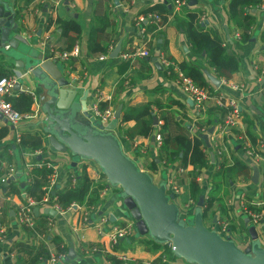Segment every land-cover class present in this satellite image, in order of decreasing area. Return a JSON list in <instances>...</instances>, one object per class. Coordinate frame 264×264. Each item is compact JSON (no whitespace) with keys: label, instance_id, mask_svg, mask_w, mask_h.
Returning a JSON list of instances; mask_svg holds the SVG:
<instances>
[{"label":"crops","instance_id":"crops-1","mask_svg":"<svg viewBox=\"0 0 264 264\" xmlns=\"http://www.w3.org/2000/svg\"><path fill=\"white\" fill-rule=\"evenodd\" d=\"M4 1L17 13L19 28L13 33H20L30 40L32 47L40 48L42 53L52 58L73 47L63 33L62 22L74 20L79 23L81 34L77 43L81 47V55L70 61L74 71L70 77L72 86H76L82 93L88 92L89 112L94 103L99 104L102 109L110 107L115 113L121 107V119L116 133L126 148L127 155L140 169L149 172L155 183L166 179L167 191L170 194L172 193L168 189L167 180L176 179L180 193L173 195V200L182 213L187 212V217L191 216L197 203L193 201V166L191 164L181 166L182 152L171 163L165 164L163 160H159L160 145L157 146L154 141L156 132H160L164 127L162 134L171 138L181 127L186 134L202 139L201 148L209 162L201 169L197 182L204 197L213 189L211 177L220 162L229 165L233 158H238L250 166V178L236 177L233 182L225 178L223 187L215 199V214H209L204 218L205 226L219 233L222 225L227 224L228 227L222 235H230L237 245L244 247L249 242L248 226L252 224L250 221L248 224L245 223L248 217L241 207V201L249 208H258L260 201L258 198L264 199L263 172L242 150L246 123L242 118L239 125L229 130L221 127L225 116L223 115V118L218 113L221 107L216 106L210 99L198 109L174 82L172 78L174 75L169 77L160 65L157 52L163 53L182 72L183 65L200 69L205 76V82L208 83L207 87L215 89V93L224 87V85L217 87L207 78L205 72L220 81L214 70L207 65L204 54L191 50L187 34L181 25L186 16L185 11L192 9L203 11L207 29L218 33L227 53L237 59L238 68L230 76L229 82L240 87L234 94L238 96L242 117L253 123L250 128L256 132V137L264 142V9L258 5L252 8L255 22L249 32L250 38L248 41H241V30L229 19L231 0H190L187 6L185 3L177 11L174 9L173 0ZM155 7L160 11L159 16L163 22L155 30L148 31L146 25L158 21H153L149 15L151 13L145 14V10ZM140 25L146 29L143 35L139 33ZM96 32L102 34V46L107 45V51L104 53H92L89 48V40ZM120 43L121 50L117 57H111ZM140 48L148 49L151 52L150 58H137L131 62L122 59V53ZM10 51L8 44L5 47L0 43V77L15 72L28 78V70L21 62L24 58L15 59L10 56ZM101 54H107V58L100 59ZM152 57H156L158 65L151 61ZM41 90L40 86L30 80L24 82L22 89L17 90L20 92H17L16 96L21 92L32 93L31 95L34 93L38 100L36 98L33 100L31 108L41 109L39 93H44ZM171 101L175 103L165 107ZM148 102L162 106L153 108V131L149 136L136 135L127 138L126 131L135 125V120L122 121V117L128 110L141 108ZM78 119L81 123H88L82 114ZM43 128L40 116L14 126L0 115V221L5 229V238L3 241L0 240V264H19L18 243H29L37 247L44 245L49 256L58 253L60 248L66 250L68 256L73 249L75 257L72 260L67 257V262L71 264H111L106 255L112 249L107 233L113 226L134 224L127 216L122 189L110 187L99 167L91 161L81 160L76 167H72L71 155L51 151L46 137H43L44 145L47 146L43 155L34 156L31 152L23 151L17 135L39 133L44 136ZM210 128H213V131L208 134ZM204 135H207L209 145L204 142ZM217 145H221L222 156L214 152ZM42 158L53 161L57 167L56 185L60 187L66 184L70 174L81 175L85 171L84 166H87L91 177L94 178L97 173L101 175L99 180L94 179V188L97 187L99 192L98 202L90 207L80 205L64 213H58L50 204L38 201L33 206L35 225L28 227L22 224L18 211L30 197H33L27 192V182L31 180L32 172L38 166L35 164ZM153 162L155 167L151 166ZM256 168L258 177L257 183H254L251 179ZM200 197L202 198L199 195L197 199ZM191 200L195 206L186 207ZM84 209L91 211L94 225L79 229ZM50 210L56 213L53 214ZM102 217L108 219L103 225L106 233L104 235L99 234L95 226ZM233 228L242 233L243 237H240V240H236ZM261 228L256 227L264 246L262 236L264 224ZM149 239L147 235H140L135 231L133 235L120 240L116 253L127 254L131 260H141L143 264H151L163 253V249L147 244L146 241ZM93 244H99L97 251L84 250V246ZM48 259L45 264H48ZM185 263L180 258L175 259V264Z\"/></svg>","mask_w":264,"mask_h":264},{"label":"water","instance_id":"water-1","mask_svg":"<svg viewBox=\"0 0 264 264\" xmlns=\"http://www.w3.org/2000/svg\"><path fill=\"white\" fill-rule=\"evenodd\" d=\"M17 18L13 7L0 0V43L5 47L8 44L11 57L24 58L21 62L28 70V78L23 75L16 89L20 90L24 82L32 80L44 91L39 93L42 102L40 124L44 127V137L51 151L71 155L72 167H76L81 160L98 165L109 185L122 189L127 216L133 220L137 233L147 235L155 243L169 244L172 253L185 262L264 264V246L254 225L248 226L249 242L240 247L230 235L222 236L205 226L201 197L190 217H187V212L182 213L173 200V194L168 193L166 182L155 183L152 175L140 169L127 155L116 133L121 107L107 125L93 119L87 105L88 92L82 93L72 86L60 61L45 55L40 48L32 47L30 40L20 33H13L19 28ZM120 50L121 43L111 57H117ZM151 61L158 65L156 57H152ZM205 74L212 84L220 85L215 76ZM80 114L88 121L87 124L78 119ZM212 131L213 128H210L208 134ZM203 140L209 145L207 135L203 136ZM257 177L256 168L251 180L257 183ZM50 212L56 213L53 210ZM248 222L249 218L245 220L246 224ZM67 257L69 260L75 257L73 249Z\"/></svg>","mask_w":264,"mask_h":264},{"label":"trees","instance_id":"trees-1","mask_svg":"<svg viewBox=\"0 0 264 264\" xmlns=\"http://www.w3.org/2000/svg\"><path fill=\"white\" fill-rule=\"evenodd\" d=\"M190 0H185L187 6ZM262 2V0H231L229 3V19L241 30V41L249 40V32L251 27L255 22V15L252 13V8L256 7ZM186 16L181 22L182 27L188 37V42L192 51L196 53L204 54V59L207 65L214 70L216 76L229 79L230 76L237 70L238 62L237 59L228 54L224 48L223 41L221 40L218 33L207 29L204 23L200 22V17L203 15V11L199 9H192L185 11ZM147 13H157L160 15L157 7L145 10ZM163 20L154 22L146 25V29L155 30L157 26L161 25ZM63 33L68 37L70 46H74L81 34V27L76 21L62 22ZM102 34L96 32L92 34L89 40V48L92 53L94 52H106L107 45L102 46ZM171 69V67H170ZM185 75L193 79V81L201 88H207L208 83L205 82V76L203 72L195 67H189L183 65L182 68ZM172 70V69H171ZM174 74H169L172 77ZM34 98L31 94H26L21 92L18 96H13L10 98L13 106L20 112H27L31 109V104ZM175 103L167 104L165 107L170 106ZM157 106L162 108V106L157 105V103H146L143 107L138 109L128 110L122 117V121L135 120V125L126 131L127 138H133L136 135L149 136L153 131V108ZM227 109L225 107L218 110V113L224 118ZM225 113V114H224ZM264 114V109H263ZM224 115V116H223ZM243 118V122L246 123L245 137L244 140L248 142V147L256 150V143L261 141V139L256 137V132L252 131L251 125L253 123L246 117ZM223 123V122H222ZM161 129V144L159 148L160 156L159 160H163L165 164L174 161L180 152H182L181 166L186 164H191L193 166L192 170V183H193V201L197 202L198 196H202V214L203 218L207 217L209 214H215V199L218 192L223 187V183L227 177L228 181L234 180L236 177L250 178L251 169L250 166L238 158H233L230 165H226L224 162H220L217 170L213 173L211 177V182L213 189H211L207 195L201 192L200 186L197 182V177L200 174L202 168L208 165L209 159L205 152L202 150L203 141L200 137L190 136L186 134L184 129L179 127L176 131V135L168 138L164 137ZM44 136L35 134H25L21 135V140L19 142L20 148L24 151H34L37 149L46 150V144L44 145ZM260 153L264 154V148L259 150ZM48 160L42 158L38 163L40 165L36 166V170L32 172L31 180L27 182V192L30 196H33L36 201H40L43 195V185L47 182L48 176L52 174L53 169L47 166ZM152 167L156 165L154 162L151 164ZM85 171L79 176L69 175L66 184L62 187L56 185L52 191L56 202H58L63 208H68L72 204L86 205L88 207L96 204L99 200L98 188H94V178L91 177L90 172L87 171V166ZM34 175V176H33ZM75 177L77 180L76 184H72V178ZM152 247L159 248L162 247L163 253L159 255L151 264H175V259L177 258L172 252L167 244H158L153 242L151 239L146 241ZM16 246V245H15ZM14 246V249H15ZM99 244H93L84 246V250L97 251L99 249ZM17 248H19L20 258L19 264H45V260L48 259L49 254L44 245L36 246L29 243H18ZM118 245L113 247L109 253H107V259L111 264H121L119 260V255L117 252ZM60 251L67 252L66 250L60 248ZM128 264H143L141 260H130ZM189 264V263H185Z\"/></svg>","mask_w":264,"mask_h":264},{"label":"built area","instance_id":"built-area-1","mask_svg":"<svg viewBox=\"0 0 264 264\" xmlns=\"http://www.w3.org/2000/svg\"><path fill=\"white\" fill-rule=\"evenodd\" d=\"M185 3H186L185 0H173V6H174L175 11L181 8ZM258 6L261 9H264V0H262V2ZM149 15L151 16L153 21L161 20L160 16L156 13H151ZM200 20H201L200 22L202 23L205 22L204 15L200 17ZM139 33L140 35H143L144 33H146L145 26L140 25ZM236 35L238 36V34ZM80 55H81V47L78 43H76L70 50L58 53L57 55L54 56V58L60 61L64 65V69L66 73L69 75V77H71L73 76L74 71L70 64V61L71 59H76L80 57ZM150 56H151V52L146 48L128 50L121 54L122 59L129 61V62L134 61L137 58H150ZM157 56H158L160 65L163 67V69H165L166 73L168 75L171 73H174V76L172 77L174 79V82L195 103V106L198 109L202 106V104L205 101L209 99L213 100L216 106L221 107V108L225 107L227 109L226 115H225V118L223 120V124L221 125V127L229 130L233 128L234 126L239 125L241 121V117H242V109L239 103L238 96L234 94L240 88L239 86L230 83L229 79L220 77L219 78L220 85H224V87H222L221 89H218L217 93L214 92L215 89H210L208 87L201 88L190 77L186 76L180 69H178L176 65H173V63L163 53L157 52ZM106 58H107V54L100 55V59H106ZM170 67L172 70L170 69ZM22 76L23 75H20L14 72V73L0 77V115L5 117L7 121H9V123H11L14 126L19 125L21 122L25 120L35 119L41 115V109L38 107L37 108L32 107L27 112H20L13 106V104L10 101L11 97L16 96L17 92L18 93L20 92V91H17L16 88H17V85L20 83ZM32 96H34L33 97L34 100L37 99L34 93ZM90 109H91L90 112L92 113L95 120L101 122L104 125H107L115 118L114 109L110 107L102 109L101 107H99V104L94 103L91 105ZM17 137H18L17 139L18 142H20L21 134H18ZM154 141L157 146L161 144V134L159 131L155 133ZM248 145L249 144L247 141L244 140L242 142V150L244 151V154L251 160L252 163L257 165V167L261 169L264 175V154L259 152L260 149L264 148V142L259 141L255 146L256 150L253 148H249ZM214 150H215L214 152L222 156L223 150L221 148V145L215 146ZM28 152H31V154L36 156V155H43L45 150L37 149L34 151H28ZM35 165H39V163ZM47 166L49 168H52L53 172L52 174L48 176L47 182L43 185L44 192L39 202L44 203V204H50L53 207V209H55L58 213H64L65 211L74 209L75 207H80V205L74 203L70 205L68 208H63L58 202H56V198L54 197L52 191L57 182L56 181L57 180V167L54 165L53 161H49ZM100 171L102 173L101 169ZM179 171H182V170L179 169ZM100 177L101 175H98L97 173V176H95L94 179L99 180ZM104 178L106 179V177ZM72 183L73 184L77 183V180L75 179V177L72 178ZM167 185L169 187L168 189H170L169 191H171L173 195H178L180 193V188L176 182V179L169 178L167 180ZM109 186L111 187V185ZM258 199L260 200L258 202V208H249L243 201H241V207L247 214V217L249 218L250 223L262 229L261 226L264 224V199H262L261 197H259ZM37 202L38 201H36L34 197H30L28 201L26 202V204L20 207L18 211V216L22 224L28 227H33L35 225V219L33 215V206ZM194 206H195V203L192 200L189 201V203L186 205V207L188 208L194 207ZM107 221H108L107 217H102V219L99 220V223L95 224V226L98 229L99 234H103V235L106 234L104 232L103 225ZM91 225H94V223L91 220V211L84 209L83 214H82V220L79 224V229H84ZM227 227H228L227 224H223L221 227V232L220 233L218 232V233L222 235V233L226 230ZM135 231H136L135 225L132 223L127 224L125 226H121V225L113 226L111 230L107 233L111 248L118 245L121 239H124L132 235L133 233H135ZM4 238H5L4 224L0 221V240L3 241ZM167 246L171 248L169 244H167ZM119 260L121 261V264H128V262L131 259L127 256V254H120ZM47 263L48 264H71L67 262V254L63 251H59L58 253L51 255Z\"/></svg>","mask_w":264,"mask_h":264},{"label":"rangeland","instance_id":"rangeland-1","mask_svg":"<svg viewBox=\"0 0 264 264\" xmlns=\"http://www.w3.org/2000/svg\"><path fill=\"white\" fill-rule=\"evenodd\" d=\"M90 114H91V117L93 118V119H95L94 117H93V115H92V113L90 112ZM235 179V178H234ZM163 181H165L166 182V179L165 180H163ZM231 226V225H230ZM234 229V228H233ZM234 232H235V234H236V240H240L241 238L240 237H243V235H242V233H239V231L237 230V229H234ZM134 234V233H133ZM132 234V235H133ZM237 235H240V236H238L237 237ZM262 236L264 237V231H263V234H262ZM172 252V251H171ZM178 258V257H177ZM181 259V258H180ZM183 260V259H182Z\"/></svg>","mask_w":264,"mask_h":264}]
</instances>
